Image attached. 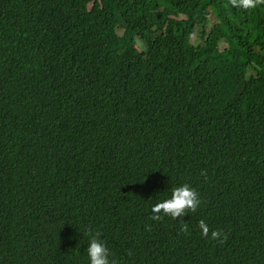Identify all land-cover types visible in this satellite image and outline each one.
I'll return each mask as SVG.
<instances>
[{
  "label": "trees",
  "instance_id": "1",
  "mask_svg": "<svg viewBox=\"0 0 264 264\" xmlns=\"http://www.w3.org/2000/svg\"><path fill=\"white\" fill-rule=\"evenodd\" d=\"M254 2L0 0V264H88L89 235L115 264H264ZM183 184L196 212L153 219Z\"/></svg>",
  "mask_w": 264,
  "mask_h": 264
},
{
  "label": "clouds",
  "instance_id": "2",
  "mask_svg": "<svg viewBox=\"0 0 264 264\" xmlns=\"http://www.w3.org/2000/svg\"><path fill=\"white\" fill-rule=\"evenodd\" d=\"M234 6L248 9L255 6L254 0H233ZM201 204V200L194 189L188 184H183L172 189L171 197L159 203H156L152 212L154 213L153 219H160L161 216L171 217L174 220L183 218L189 213H194ZM188 225L183 221L182 230L187 231ZM199 228L201 235L205 238L218 240L222 232L211 231L209 235V227L203 221H199ZM88 264H115L114 260L110 259V250L99 235H89V243L87 246Z\"/></svg>",
  "mask_w": 264,
  "mask_h": 264
},
{
  "label": "rangeland",
  "instance_id": "3",
  "mask_svg": "<svg viewBox=\"0 0 264 264\" xmlns=\"http://www.w3.org/2000/svg\"><path fill=\"white\" fill-rule=\"evenodd\" d=\"M143 50H144V47H143V45L142 44H139V51L141 52V53H143ZM141 57H139V59H140Z\"/></svg>",
  "mask_w": 264,
  "mask_h": 264
}]
</instances>
